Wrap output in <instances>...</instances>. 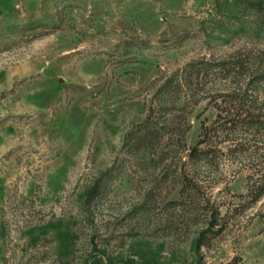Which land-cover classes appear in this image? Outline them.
Masks as SVG:
<instances>
[{"label": "rangeland", "instance_id": "rangeland-1", "mask_svg": "<svg viewBox=\"0 0 264 264\" xmlns=\"http://www.w3.org/2000/svg\"><path fill=\"white\" fill-rule=\"evenodd\" d=\"M255 11L264 0H0V264H264L246 174L202 188L188 165L214 110H189L173 149L163 89L248 41Z\"/></svg>", "mask_w": 264, "mask_h": 264}, {"label": "trees", "instance_id": "trees-1", "mask_svg": "<svg viewBox=\"0 0 264 264\" xmlns=\"http://www.w3.org/2000/svg\"><path fill=\"white\" fill-rule=\"evenodd\" d=\"M255 18L254 33L238 49L188 64L163 86L169 99L165 110L173 111L177 103L178 115L165 133L173 149L184 147L189 110L201 101L214 110L211 121L200 122L197 141L187 152L188 165L194 167V179L202 188L227 186L246 174L245 209L264 198V12L255 13Z\"/></svg>", "mask_w": 264, "mask_h": 264}]
</instances>
